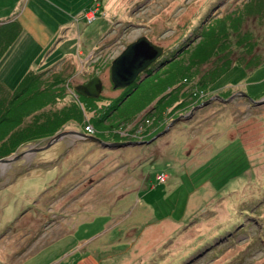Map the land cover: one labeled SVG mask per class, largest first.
I'll use <instances>...</instances> for the list:
<instances>
[{"label":"rangeland","instance_id":"1","mask_svg":"<svg viewBox=\"0 0 264 264\" xmlns=\"http://www.w3.org/2000/svg\"><path fill=\"white\" fill-rule=\"evenodd\" d=\"M263 1L0 0V20L21 25L0 60L11 91L30 72L58 75L60 108L99 77L100 97L83 108L94 137L146 141L169 126L151 144L69 136L0 166V264H264V104L250 100L264 98V62L205 86L216 58L196 59L221 23L243 16L258 43L250 59L264 61V10L247 14ZM142 36L162 57L114 89L113 60ZM215 96L224 100L191 113Z\"/></svg>","mask_w":264,"mask_h":264},{"label":"trees","instance_id":"2","mask_svg":"<svg viewBox=\"0 0 264 264\" xmlns=\"http://www.w3.org/2000/svg\"><path fill=\"white\" fill-rule=\"evenodd\" d=\"M249 8L247 14L255 12L259 14L264 10V1ZM243 18L236 17L229 21L230 24L220 22L219 29L213 33L211 39H208L211 46L207 47L204 44L200 55L196 57L198 65L216 58L213 70L204 74V78L208 79L205 86L215 83L236 66H242L251 72L264 62L258 60L252 62L250 59L256 54L258 43L252 33L243 31ZM20 32L21 25L17 20L8 22L0 20V60ZM195 61L193 59L194 63ZM63 81L60 76L54 75L46 82L44 74L30 72L16 89L11 91L0 80V159L28 143L39 142L56 135L67 124L90 126L83 109L84 103H88L90 98L79 95L78 101L57 107V103L65 97V88L61 86ZM93 122L96 126L100 125V120Z\"/></svg>","mask_w":264,"mask_h":264},{"label":"water","instance_id":"3","mask_svg":"<svg viewBox=\"0 0 264 264\" xmlns=\"http://www.w3.org/2000/svg\"><path fill=\"white\" fill-rule=\"evenodd\" d=\"M164 49L155 45L151 42L146 36L140 37L135 42L129 44L125 50L112 62L111 66V80L114 86V89H127L162 57ZM103 90V83L99 77H95L86 84H81L75 87V91L79 95L89 97L92 99H98ZM246 95L245 93H243ZM248 97V96H247ZM214 98L221 100V97L215 96L207 101L202 102L196 109H193L191 113H194L200 107L210 104ZM250 99V98H249ZM256 105H263L264 98L255 101L250 99ZM186 118V117H185ZM177 121L179 119H176ZM175 122V121H174ZM173 124V123H171ZM170 124V125H171ZM169 130V126L165 130L161 131L159 134L155 135L152 139L146 141H125V142H116V143H106L96 137H88L90 141L100 142L103 147L107 148H116V147H127L134 145H145L151 144L159 137L165 135ZM67 136H81L79 132L74 131H62L56 135L50 137L49 141L45 146L30 148L28 151L22 152L18 155L12 157H6L0 159V166H6L14 163L15 161L29 156L33 153H38L45 151L52 147L54 144L58 143Z\"/></svg>","mask_w":264,"mask_h":264},{"label":"flooded vegetation","instance_id":"4","mask_svg":"<svg viewBox=\"0 0 264 264\" xmlns=\"http://www.w3.org/2000/svg\"><path fill=\"white\" fill-rule=\"evenodd\" d=\"M128 89V88H127ZM121 90H125V89H121ZM82 96V95H81ZM85 97V96H84ZM86 98H89V97H86ZM90 99H92V98H90ZM68 125L69 124H67L63 129H62V131L63 130H66V129H68ZM79 126H83V125H80V124H78ZM66 128V129H65ZM92 129H93V127H92ZM94 129H95V131H96V128L94 127ZM106 132H108V131H106ZM81 136H72V137H74L75 138V141L73 142V144H76L77 142H79V141H85V142H94V141H90L89 139H88V137H90V136H92V137H94V131L92 132V133H89V132H87L86 130H85V127H84V130L83 129H81ZM98 134V133H97ZM101 135H103V134H101ZM99 136V135H95V136H97V137H99L98 139H100V140H102L103 142H106V143H110V142H123V141H127V140H122V139H120V140H114V139H112V140H109V139H106V138H103V136ZM106 137L108 136L107 134H104ZM67 137H69V136H67ZM108 137H110V136H108ZM66 138V137H65ZM113 138V137H112ZM50 139V138H49ZM49 139L48 140H46L45 139V141H44V143H42V145L43 146H45L46 144H47V142L49 141ZM95 143H97V147L96 148H99V147H103V145L100 143V142H95ZM55 145V144H54ZM42 147V146H41ZM30 148V147H29ZM31 148H34V146H31ZM51 148V147H50ZM49 148V149H50ZM105 148V147H104ZM29 149H27L26 151H28ZM48 150V149H47ZM47 150H45V151H47ZM45 151H43V152H45ZM25 152V151H24ZM42 152V151H41ZM108 174H110V172H107V173H105L102 177H101V179H103L104 177H106ZM92 179V178H91Z\"/></svg>","mask_w":264,"mask_h":264},{"label":"built area","instance_id":"5","mask_svg":"<svg viewBox=\"0 0 264 264\" xmlns=\"http://www.w3.org/2000/svg\"><path fill=\"white\" fill-rule=\"evenodd\" d=\"M92 14V13H91ZM85 130L89 133L93 132L92 126L85 127Z\"/></svg>","mask_w":264,"mask_h":264},{"label":"bare ground","instance_id":"6","mask_svg":"<svg viewBox=\"0 0 264 264\" xmlns=\"http://www.w3.org/2000/svg\"><path fill=\"white\" fill-rule=\"evenodd\" d=\"M90 14H91V13H90ZM92 15H93V14H92ZM92 15H91V16H92Z\"/></svg>","mask_w":264,"mask_h":264}]
</instances>
